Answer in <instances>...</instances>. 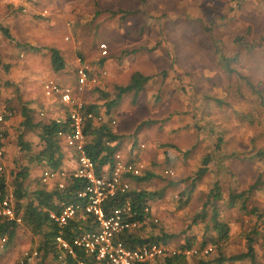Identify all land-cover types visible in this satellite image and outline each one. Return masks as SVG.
<instances>
[{
	"label": "rangeland",
	"instance_id": "374dc122",
	"mask_svg": "<svg viewBox=\"0 0 264 264\" xmlns=\"http://www.w3.org/2000/svg\"><path fill=\"white\" fill-rule=\"evenodd\" d=\"M0 25L8 31L7 36L0 30V69L6 71L11 60H24L35 71L25 88L40 99V81L51 74L53 48L73 72L78 56L94 73L106 69L104 89L90 93V102L98 101L101 109L104 101L98 90L109 99L115 87L129 83L133 72L148 76L135 96H121L120 119L114 125L115 132L119 125L125 131L116 133L122 140L120 152L130 154L128 159L138 157L145 173L153 175L129 183L130 189L156 193L149 200L151 214L136 234L176 232L168 246L176 248L193 236L197 248L206 230L203 223L192 224V218L218 180L217 204L230 225L223 252L244 251L250 234L256 241L257 263L264 264V189L255 191L248 203L259 208L257 223L256 215L224 207L230 191L248 188L258 176L264 183V156L256 154L264 151V0H0ZM102 42L109 57L99 64ZM5 81L0 86L13 91ZM14 140L11 135L4 144L8 182L10 172L28 166L25 183L32 189L41 167L29 163L30 153L18 152ZM35 142L34 152L39 149ZM206 155L208 170L196 178ZM166 169L173 175L165 176ZM242 170L245 179L230 183L234 172ZM255 225L257 235L252 233ZM19 234L21 244L36 246L38 236L25 226ZM215 256L212 251L207 258Z\"/></svg>",
	"mask_w": 264,
	"mask_h": 264
},
{
	"label": "trees",
	"instance_id": "16d2710c",
	"mask_svg": "<svg viewBox=\"0 0 264 264\" xmlns=\"http://www.w3.org/2000/svg\"><path fill=\"white\" fill-rule=\"evenodd\" d=\"M0 30L4 35L8 36V31L6 28L0 25ZM105 57H101L98 61L99 64L105 60ZM103 59V60H102ZM50 67L53 71H59L64 68V61L58 49L53 48L50 50ZM148 76L135 71L130 76L129 83L124 86L115 87L116 93L113 97L109 99L105 96L107 95L102 90H98L100 96L102 94L103 99L102 107L105 110V115H110V110L116 105L121 96L125 93L132 92L134 96L139 93L144 84L147 82ZM106 100H105V99ZM99 104L90 103L86 105L88 111L98 114L100 108ZM22 120L19 123V129H24L25 131H30L34 133L37 137L35 145H38L37 151H32V143L24 138L23 132L17 134L16 145L20 153H30L29 163L33 162L39 165L41 168L49 169H60L63 164V157L65 151L63 150V141L58 136V131L68 130V125L63 122H55L54 120H44L33 119L32 112L30 109L23 107L20 110ZM249 123H254L250 120ZM84 135L86 136L85 151L86 154L95 162V171L97 174L102 172L104 166H111L113 162V157L117 152L119 137L112 130L109 123L105 122L99 125L93 123L92 120H88L85 123ZM7 137L6 129H4V144ZM222 140L221 136L218 142ZM219 144L215 146L218 148ZM258 156H264L263 150H258L256 153ZM210 161V156L206 155L201 160V166L196 172V178L201 177L208 170V164ZM143 172L140 175L129 176L131 180H145L152 177V173ZM12 175L11 184H9L7 179V171L0 174V193L2 195L9 194L11 191L16 215H20L22 219L21 224H17L14 221H10L0 217V238H4L3 244L8 246L11 244L17 233V229L21 225L25 226L30 233L38 236L39 242L36 244L38 250H42L45 256L53 254L56 252L54 237L57 234L63 236L64 239L71 241L78 233L83 230L92 229L95 227L93 218L91 216H86L87 218L81 219L76 217L71 220L65 227L57 226L52 220L49 219V212H55L59 209V204L62 202H73L77 200L76 192L82 189L85 185V181L78 178L67 177L64 180V188L57 189L53 187L48 189L45 184L42 183L40 177H38L37 184L34 188L30 189L25 183L26 178L29 174L28 166L20 168L16 172H10ZM165 176L170 177L168 174ZM260 176L248 186V188L241 190L239 192L230 191L227 194L226 202L224 204L225 208H234L245 213L249 216H255V222L257 223L261 213L257 211L259 208L256 205L249 206L251 196L255 191L264 189V183L260 182ZM220 185L218 180L213 184V187L206 192V199L203 202L201 209L192 218V224L203 223L206 232H210L209 235L205 232L202 236V241L197 249H202L206 246H210L211 250L208 254L204 256H188L185 251L193 248V242L191 239L194 237H185L182 244L176 247L174 253L165 254L163 256L155 257L152 260H147L144 262H133L132 264H223L225 262H235L248 260L250 264L257 263V253L255 250L254 243L255 239L249 235H246V249L242 252L227 255L223 252L225 243L230 237V225L229 221L224 219L220 215L219 205L217 201L220 198ZM156 196L155 192L139 189H130L126 193H120L111 199H108L103 204L106 213L115 207L117 204H121L126 200L130 201L132 212L135 213V218L138 220L139 226L132 230H127L120 235V239L128 248H134L143 244H169V242L176 237V232L166 233L160 231L159 234L151 235L148 237H141L136 234V230L142 227L146 223V219L149 214H145L143 208L148 204L149 200ZM188 228L190 227L187 226ZM256 225L252 229V233L257 235L260 233L259 230H255ZM183 232V231H182ZM264 239V231L261 233ZM215 251L216 256L212 259L207 257ZM76 256L83 258V252L76 249ZM190 257H192L190 259ZM68 264H72V260L68 258ZM88 264H96L93 258H87Z\"/></svg>",
	"mask_w": 264,
	"mask_h": 264
},
{
	"label": "built area",
	"instance_id": "2783aa9c",
	"mask_svg": "<svg viewBox=\"0 0 264 264\" xmlns=\"http://www.w3.org/2000/svg\"><path fill=\"white\" fill-rule=\"evenodd\" d=\"M99 52L101 57L108 55V45L105 42L99 44ZM76 63L75 82L78 91L84 89L87 84H91V88H103L101 78L106 75L105 68H100L94 74L81 57L76 58ZM44 94L52 101H57L66 107L65 113L52 120L68 125L67 131L60 130L57 134L63 143L74 152L75 167L70 172L43 168L39 177L43 184H51L57 189L64 188V180L67 177L85 181L84 187L76 192V201L62 202L59 204L58 211L49 212L48 217L62 228L76 217L85 219L86 216H91L95 227L83 230L71 241L57 234L54 237L56 252L48 256L36 247L26 248L21 251L16 264H68V258L72 260V264H88L87 258H93L96 264H132L136 261L144 262L174 253L176 248L167 244H143L134 248L125 246L120 235L139 226L138 220L134 217L135 213L132 212L130 201L126 200L117 204L108 213L104 210L103 204L106 200L129 190L128 175H140L145 169L137 158L127 159L116 152L112 165H107V168L104 166L101 173H96L95 162L85 151L84 127L88 120H92L96 125L105 123V110L101 109L98 114L88 111L87 103L78 98L71 87L61 86L50 78L44 83ZM11 115L8 107L0 102V174L5 171L4 129ZM106 122L113 126L116 121L110 118ZM140 147L143 148L144 145L140 144ZM164 173L173 175L171 169H166ZM143 211L145 214H151L149 203L145 205ZM0 217L17 224L22 223L20 215H16L14 200L9 194L0 193ZM154 221L157 220L154 219ZM1 241L4 242L5 239L2 238ZM76 249L83 252V258L76 256ZM210 250L211 247L206 246L202 249L190 248L185 253L188 256H204Z\"/></svg>",
	"mask_w": 264,
	"mask_h": 264
},
{
	"label": "crops",
	"instance_id": "0c3cea01",
	"mask_svg": "<svg viewBox=\"0 0 264 264\" xmlns=\"http://www.w3.org/2000/svg\"><path fill=\"white\" fill-rule=\"evenodd\" d=\"M107 58H105V59H107ZM99 59H101V58H99ZM10 63H11L10 66H5L8 68V69H6V71L0 69V79H2V80L6 79V81L3 82V84L5 86H10V88L11 87L13 88V91L8 92L6 90V87L3 88L0 86V102L5 104L8 107V109L11 111V114H12L7 119V122L5 125V129L7 132V137L5 139L6 144L8 143V137H10L11 135H15V140H14L15 145L14 146H16V148H17L16 138H17V134L20 132H23L24 138L26 140L30 141L31 143H34L37 139V137L34 135V133H32L30 131H25L24 129H22V130L19 129V123L22 120V116L20 113L21 108L26 107V108L30 109L32 112L33 119H35V120H39L38 115L40 118H42L46 121V120L54 119L56 117H60L63 113H65L64 112L66 110L65 106H63L62 104H60L57 101L56 102L52 101L50 98L46 97L44 94V83H45L46 79H48V78L54 80L57 84H59L61 86L66 85V86L71 87L73 92L75 93V95L78 98H81L82 100H84L87 103V105L90 103H96V104L99 103L98 101H95V100L90 102V97H91L90 93L93 89L90 87L91 84H87L85 86V88L82 89L81 91L77 90V85L75 82V78H76L75 77V70L73 72L72 68H69L67 63H64V68L62 70L55 72L51 68V74L48 75L47 77L44 76L45 78L42 77V79L40 81V87L42 89V95H41L42 98L41 99H40V97L34 96V94H32L30 91H27L25 88V86H28V83H30V81H32L33 76L35 75V71L30 66H28V64H26V62L24 60H20V61L11 60ZM71 63L72 62H70L69 64H71ZM86 64L89 66L88 63H86ZM75 65H77V64L75 63ZM71 66H72V64H71ZM17 67H22L23 71L18 72ZM75 68H76V66H75ZM92 73H94V72L92 71ZM96 73H94V74H96ZM2 80H0V81H2ZM104 86H105V83L103 85V89H104ZM8 90H10V89H8ZM19 97H20L22 102L20 101ZM28 97H30V98H28ZM35 97H36V100H35ZM110 97L114 98V95H111ZM3 100H4V102H2ZM98 108H100V110H101L100 105H98ZM115 108L117 109L116 112H114ZM119 109H120V99L118 100L116 107L114 106L111 108V110H110L111 114L109 116L105 115V117H104L105 122L108 121L110 118H114L116 121L114 125H117L119 123L118 121L120 119V110ZM99 112H101V111H99ZM41 113H43V115H41ZM114 125L111 127H112V130L115 132V130H114L115 126ZM117 129L118 130H116V131L120 135H121V132H123V133L125 132L122 128H120V125L118 126ZM117 132H115V134ZM118 137H119V135H118ZM121 142H122V140L119 139L118 140V146H117V152H119L122 156H124L125 158L128 159L130 154L125 155L124 152L123 153L120 152ZM6 144H5V146H6ZM62 148L65 151V153H64V157H63V164H62L60 169L70 172V170H72V168L75 167L74 166L75 163L73 160L75 155H74V152L70 148H68L64 143H63ZM15 151H16V149H15ZM18 152H19V150H18ZM128 153H129V151H128ZM7 163H8V160L5 163V165H8ZM142 164L145 165L144 163H142ZM105 167L107 168V165ZM217 168H219V166ZM42 169L43 168H41V170ZM220 170H222V167H220ZM244 171L245 170H242L241 173H239L238 171L234 172V176L232 177V179L229 182L236 185L237 183H239L238 179H242L241 177H243V179H245ZM40 172L38 173V175L40 174ZM128 181L130 183L131 179L128 178ZM46 187L48 189H52L53 185L49 184V185H46ZM261 192H264V191H261ZM9 195L13 198L11 191H9ZM256 197L259 198L258 193H257ZM260 201L262 203H264V198L261 199ZM149 205H150V203H149ZM19 236H20L19 229H17V233L15 235L13 242L11 244H9L8 246H5L3 244V242L1 241V238H0V264H16L22 250H24L26 248L35 247V246H30L29 244H26V245L23 243L21 244L19 241H17ZM38 242H39V239H38L37 243ZM37 243H35V245Z\"/></svg>",
	"mask_w": 264,
	"mask_h": 264
}]
</instances>
